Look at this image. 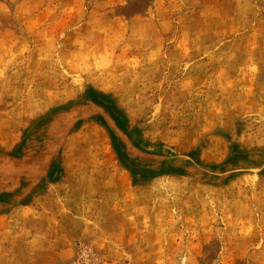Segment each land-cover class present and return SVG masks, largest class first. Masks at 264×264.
<instances>
[{
	"label": "rangeland",
	"instance_id": "374dc122",
	"mask_svg": "<svg viewBox=\"0 0 264 264\" xmlns=\"http://www.w3.org/2000/svg\"><path fill=\"white\" fill-rule=\"evenodd\" d=\"M0 264H264V0H0Z\"/></svg>",
	"mask_w": 264,
	"mask_h": 264
}]
</instances>
